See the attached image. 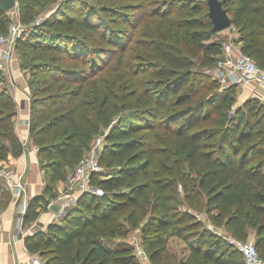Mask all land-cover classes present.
Here are the masks:
<instances>
[{
  "label": "trees",
  "instance_id": "trees-1",
  "mask_svg": "<svg viewBox=\"0 0 264 264\" xmlns=\"http://www.w3.org/2000/svg\"><path fill=\"white\" fill-rule=\"evenodd\" d=\"M55 1L16 0L24 29L16 49L20 65L31 75L29 137L47 177L48 195L30 203L24 221L37 218L41 202L48 205L47 200L56 199L52 186L67 179L99 136L104 140L98 160L108 173L92 176L101 195L78 196L62 212L61 223L35 233L26 240L27 248L39 253L44 264H138L132 247L121 240L138 228L151 264H244L225 236L201 222H185L178 203L182 199L196 204L203 196L211 222L235 239L252 238L264 258L263 105L252 98L235 106L236 84L222 87L208 73L225 43L213 40L216 33L208 7L200 15L202 4L191 0H163L161 6L178 7L168 13L136 0H107L110 5L98 8L62 0L55 14L35 26L38 11ZM123 1L126 4H117ZM220 1L235 31L233 41L264 69V0ZM8 12H0L3 35L11 21ZM183 12L195 16L174 19ZM103 17L116 24L124 17L126 23H135V29L146 18H154L174 29L155 27L146 32L147 42L136 58L142 61L139 71L151 79L132 77L127 83L121 77L110 83L111 89L101 87L97 77L111 62L90 37L111 49L126 50L115 26L100 30ZM46 29L54 33L45 34ZM150 53L158 59L150 60ZM69 62L75 66L66 65ZM16 112L12 95L0 90V160L23 153L15 132ZM159 131L171 139L175 169L167 166L166 156L159 174H154L153 141ZM145 154L151 160L145 162ZM184 165L186 171L180 168ZM148 180L151 187L142 182ZM178 184L183 188L181 199ZM123 209L128 210L120 221ZM173 237L184 244L186 256L168 254L166 245Z\"/></svg>",
  "mask_w": 264,
  "mask_h": 264
},
{
  "label": "rangeland",
  "instance_id": "rangeland-1",
  "mask_svg": "<svg viewBox=\"0 0 264 264\" xmlns=\"http://www.w3.org/2000/svg\"><path fill=\"white\" fill-rule=\"evenodd\" d=\"M62 2H63L62 0H56L55 3H50L48 6H46L42 10H39L38 13L36 14L37 19L39 18V19H41L40 21H42L45 18L50 17L52 14H55L58 11L57 10L58 6H60V4H62ZM125 2L126 1H123V2L117 3V4H126ZM133 2H135V1H133ZM136 2H141V3L149 2L150 4H152V6H157V8H158L162 5L163 0H158V1H154V0L137 1L136 0ZM191 2H193V3L199 2L202 4V11H201L200 15H203L206 13L207 5H206L205 0H191ZM78 3L83 4V7L92 6L95 8H98V7L104 6V5H110L107 0H78ZM172 4L173 3H169L170 6ZM169 5L161 6L160 7L161 12L168 13L171 10L178 9V7L173 6V7H171L172 9L170 10ZM143 9L144 8L142 7L139 11L141 14L143 13ZM130 14H134V13H130ZM8 15L11 17L9 27L15 23H19L18 10H17L16 6L13 7V9H11L8 12ZM194 16H195V14H193V13L183 12V13H178L177 15H175L174 19L178 21V20H182V19L190 18V17H194ZM103 18H104V23H100V25H102L99 27L100 30L107 29L108 27L110 28V26H115L119 30L118 39H122L126 43V50L121 51L122 47L117 48V49H111L110 47L103 46L102 45L103 43L95 40L93 37H90L89 42H94L93 46H95V48L97 47V48H101V50H104L105 53H103V55L108 59V61L111 62V64H110L111 66L103 69L102 72L100 73V75H98V77H97V79H99L101 77L99 80L101 87L111 89L110 83H112V81H115V80L117 81L121 77H123V80L124 81L126 80L127 83H128V80H132L131 79L132 77L134 78L133 80L136 79V80H140V81L151 79L148 75L143 74L142 73L143 71H139V67L141 66L142 61L140 59L136 58V55L142 54L143 43L147 42V37H146L147 33L146 32H148V31L151 32L155 27H157V28L164 27V29L167 28V29H170L171 31H174V29H171L168 26H165L163 23H160L159 19H154V18H146L142 24L141 23L137 24L136 29H135V23L133 21L132 22L129 21L128 23H126L124 17H123L124 20L123 21L118 20L119 23H117V24L115 22H111L108 19V17H103ZM104 24H106V25H104ZM23 30L24 29H22V31ZM35 31H36V33L37 32L39 33V30H35ZM59 32H63V33L66 32V33H72V34L75 33V31L74 32H72V31L67 32L64 29H60ZM49 33L52 34V33H54V31H49L46 29L45 34H49ZM76 33H78V32H76ZM21 34H22V32H21ZM81 34H84V33L81 32ZM234 36H235V31L233 30L232 27H229V28H226V29L216 33L213 40H216V41L220 40V41L226 42V41H230V39L233 38ZM16 41H14L12 44V46H13L12 57L10 58L9 61L3 62L2 56L0 53V78H1L0 79V90H2V89L6 90L10 95H12L15 102H18V100H20L21 98L28 101L29 96H30L28 80L31 79V75H30L29 69H27V68L25 69L20 65V59H19L20 53L16 49ZM148 56H149L150 60H157L158 59L151 53ZM66 65L75 66L71 62L66 63ZM77 67H79V66H77ZM141 70H143V69H141ZM146 70H149V69H146ZM137 72H139V73L137 74ZM134 76H136V77H134ZM222 87H224V86H222ZM242 93H243L242 89H240V88L236 89L235 95H234V98H235V104L234 105L235 106H238L239 104L243 103L245 100L252 99V97H243ZM260 103L263 105L262 108L264 110V103L263 102H260ZM16 109H17V104H16ZM204 125L208 127L207 123H205ZM204 125L197 127V128L204 127ZM195 128H194V130H195ZM102 131L103 130H101V132ZM170 144H171L170 137L168 135L163 134L161 131H159L156 138L153 141V146L156 149V152L152 157V162H151L150 168L154 171V174L155 173L159 174L160 171L158 170V166H160L163 163V158H165L166 156H168V160H169V162L166 163L167 166H169L172 169H175V167L172 166L175 164L172 161V157H171V153H170ZM207 146H209V144H207ZM143 160H145V162H147L148 160H151V157L148 156L147 154H145ZM100 168H101L100 173H108L107 172L108 168L104 163L100 164ZM180 168H181V170H185V165H184V167L181 166ZM193 176H195V175L193 174ZM142 182L150 185V182H152V180L142 181ZM150 187H151V185H150ZM176 189H177V192H179V194H180L179 199H181L182 194H183V188L180 184H178L176 186ZM74 204L75 203H71L69 206H73ZM178 205H179L178 210L181 211L182 214H184V215L186 214L185 215L186 216L185 222L187 224L191 221H195V222L198 221V222L202 223V227L207 228L208 230H211L214 233L221 234L222 236H225L227 234L222 227L215 226L211 222L210 214H208V212H206V209H205L203 196H201V198L199 199V201L196 204H188L187 202H185L184 200L181 199V203H178ZM126 210H128V209H123L122 211H120L118 213V215H120V217H118L120 221L123 220L122 217L125 215ZM199 230H197V232ZM187 234H188L187 236L190 237L194 233H187ZM121 240L126 242L131 247L134 246L135 244L141 245L142 235H141L140 230L137 228L136 230H132V231L128 232V234L125 236V238H123ZM166 246H167L166 251L171 256L175 255V256H178L179 258H181V256H184V255L186 256L188 254V251L184 249V244L178 238H174V237L170 238V240L168 241ZM133 250L134 249L132 247V251ZM138 264H140V263H138ZM148 264H151L150 261ZM164 264H166V263L164 262Z\"/></svg>",
  "mask_w": 264,
  "mask_h": 264
},
{
  "label": "crops",
  "instance_id": "crops-1",
  "mask_svg": "<svg viewBox=\"0 0 264 264\" xmlns=\"http://www.w3.org/2000/svg\"><path fill=\"white\" fill-rule=\"evenodd\" d=\"M236 86V89H242L243 97L256 98L264 103L263 83L239 82ZM16 104L15 132L22 142L24 150L19 157L8 156L3 161L16 174L22 175L25 192L16 198L12 191L4 187L3 180H0V264H32L34 257L39 258L41 264H44V258L39 253H33L27 248L26 240L32 239L31 237H34L37 232H44L50 224H60L62 213L60 215L53 213L49 210L48 205H45V202H41L36 208L37 218L34 221H24L30 203L37 197H48L45 193L47 177L42 169L36 147L29 137V100L21 98ZM65 187L66 180H59L51 190L58 198L62 197ZM54 200L49 199L47 202L50 203ZM225 237L230 236L226 234Z\"/></svg>",
  "mask_w": 264,
  "mask_h": 264
},
{
  "label": "built area",
  "instance_id": "built-area-1",
  "mask_svg": "<svg viewBox=\"0 0 264 264\" xmlns=\"http://www.w3.org/2000/svg\"><path fill=\"white\" fill-rule=\"evenodd\" d=\"M40 20L39 18L36 19L33 24L38 25ZM22 29L20 23H15L8 28L5 35L0 34V53L3 62L9 61L12 57V44L20 37ZM208 72L219 82L220 86L253 81L264 84V69L259 68L252 58L244 54L240 50L239 44L233 41V38L223 44L216 64ZM103 140V136L95 138L91 148L82 155L78 164L68 174L66 187L62 194V197L73 198L68 205L75 203L78 196L83 193L102 194L100 188L92 185V176L101 170L98 152L103 145ZM0 180H3L4 187L12 191L16 198L25 192L22 175L16 174L3 160H0ZM226 241L238 250L244 264H264V258L258 254L252 238L242 241L233 237H226ZM132 247L134 249L133 255L138 263L148 264L149 258L142 246L135 244ZM32 264H41V261L34 257Z\"/></svg>",
  "mask_w": 264,
  "mask_h": 264
},
{
  "label": "water",
  "instance_id": "water-1",
  "mask_svg": "<svg viewBox=\"0 0 264 264\" xmlns=\"http://www.w3.org/2000/svg\"><path fill=\"white\" fill-rule=\"evenodd\" d=\"M208 16L212 24V32L218 33L231 26V20L227 11L222 7L220 0H206ZM16 6V0H0V12L6 13ZM72 197H58L48 204L49 210L59 215L68 206Z\"/></svg>",
  "mask_w": 264,
  "mask_h": 264
}]
</instances>
